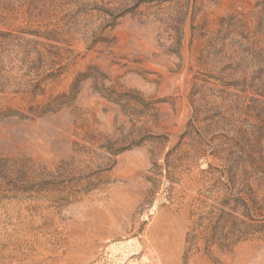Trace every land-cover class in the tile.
<instances>
[{
	"label": "rangeland",
	"instance_id": "374dc122",
	"mask_svg": "<svg viewBox=\"0 0 264 264\" xmlns=\"http://www.w3.org/2000/svg\"><path fill=\"white\" fill-rule=\"evenodd\" d=\"M0 264H264V0H0Z\"/></svg>",
	"mask_w": 264,
	"mask_h": 264
}]
</instances>
